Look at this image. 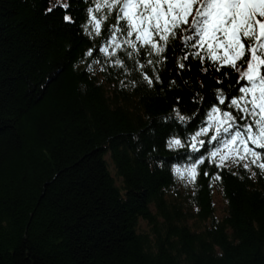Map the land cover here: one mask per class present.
Masks as SVG:
<instances>
[{
    "label": "trees",
    "instance_id": "16d2710c",
    "mask_svg": "<svg viewBox=\"0 0 264 264\" xmlns=\"http://www.w3.org/2000/svg\"><path fill=\"white\" fill-rule=\"evenodd\" d=\"M90 6L0 0V264H264V175L191 150L224 108L221 73L194 57L180 69L179 40L146 66L152 86L132 60L94 62L106 33L86 30ZM196 157L194 182L177 175Z\"/></svg>",
    "mask_w": 264,
    "mask_h": 264
},
{
    "label": "snow or ice",
    "instance_id": "6c2138e0",
    "mask_svg": "<svg viewBox=\"0 0 264 264\" xmlns=\"http://www.w3.org/2000/svg\"><path fill=\"white\" fill-rule=\"evenodd\" d=\"M88 3L91 6L86 30L93 38L101 37L102 30L106 33L99 46L87 52L96 63L100 61L94 51L104 57L105 63L125 71L126 61L132 60L143 81L152 86L160 82L159 69L146 71V66L163 64L167 58L164 54L175 49L177 40L183 52L178 63L180 69L185 68L182 61L190 57L201 63L209 61L204 71L221 73L217 104L224 108L211 107L207 125L192 137L191 150L197 153L205 149L217 168L238 164L255 177L258 175L252 170L255 166L264 175V0H88ZM64 19L69 23L73 20L67 15ZM141 56L145 57L144 62L140 61ZM229 76H236V80L229 81L225 93L222 88ZM176 117L184 120L179 111ZM210 132L213 134L207 141L200 139ZM213 143L214 148L209 150L208 145ZM168 147L184 145L180 139H172ZM201 157H196L187 168H176L177 175L194 182L198 165L205 162ZM215 179H220V175Z\"/></svg>",
    "mask_w": 264,
    "mask_h": 264
},
{
    "label": "rangeland",
    "instance_id": "374dc122",
    "mask_svg": "<svg viewBox=\"0 0 264 264\" xmlns=\"http://www.w3.org/2000/svg\"><path fill=\"white\" fill-rule=\"evenodd\" d=\"M215 205L217 207V214L221 215L223 213L224 201L218 193L215 194Z\"/></svg>",
    "mask_w": 264,
    "mask_h": 264
}]
</instances>
